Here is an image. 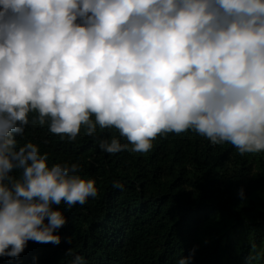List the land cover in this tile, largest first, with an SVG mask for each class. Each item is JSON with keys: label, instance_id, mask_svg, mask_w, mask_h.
I'll return each mask as SVG.
<instances>
[{"label": "clouds", "instance_id": "clouds-1", "mask_svg": "<svg viewBox=\"0 0 264 264\" xmlns=\"http://www.w3.org/2000/svg\"><path fill=\"white\" fill-rule=\"evenodd\" d=\"M32 111L73 139L114 127L135 152L188 129L264 152V0H0V256L59 244L67 218L53 205L97 193L77 164L49 166L37 144L19 145Z\"/></svg>", "mask_w": 264, "mask_h": 264}, {"label": "trees", "instance_id": "trees-1", "mask_svg": "<svg viewBox=\"0 0 264 264\" xmlns=\"http://www.w3.org/2000/svg\"><path fill=\"white\" fill-rule=\"evenodd\" d=\"M28 116L19 145L37 144L49 166L77 164L97 193L82 205H53L67 218L54 232L59 244L29 240L0 264H68V249L88 264H175L190 251V264H264V152L241 154L193 129L158 134L135 152L114 127L97 125L93 136L82 127L73 139L51 133L35 111ZM112 137L128 148L98 147Z\"/></svg>", "mask_w": 264, "mask_h": 264}]
</instances>
